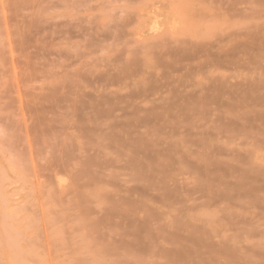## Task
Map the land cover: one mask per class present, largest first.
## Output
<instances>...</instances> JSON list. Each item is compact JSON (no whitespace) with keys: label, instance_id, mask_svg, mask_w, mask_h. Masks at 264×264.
I'll return each mask as SVG.
<instances>
[{"label":"rangeland","instance_id":"obj_1","mask_svg":"<svg viewBox=\"0 0 264 264\" xmlns=\"http://www.w3.org/2000/svg\"><path fill=\"white\" fill-rule=\"evenodd\" d=\"M0 264H264V0H0Z\"/></svg>","mask_w":264,"mask_h":264}]
</instances>
